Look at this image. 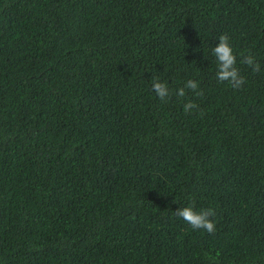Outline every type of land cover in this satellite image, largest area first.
I'll return each instance as SVG.
<instances>
[{"label": "trees", "instance_id": "trees-1", "mask_svg": "<svg viewBox=\"0 0 264 264\" xmlns=\"http://www.w3.org/2000/svg\"><path fill=\"white\" fill-rule=\"evenodd\" d=\"M0 264H264V0H0Z\"/></svg>", "mask_w": 264, "mask_h": 264}, {"label": "clouds", "instance_id": "clouds-1", "mask_svg": "<svg viewBox=\"0 0 264 264\" xmlns=\"http://www.w3.org/2000/svg\"><path fill=\"white\" fill-rule=\"evenodd\" d=\"M229 39L230 38L226 34H221L218 38V43L212 49L213 55L216 57L218 62L216 78L220 82H227L233 88H240L245 83V80L236 67L237 59L233 53ZM241 62L250 66L253 72L260 71L259 62H257L251 54H244ZM151 86L160 100H165V98L169 95L167 85L160 82L157 78H153ZM197 88L198 82L193 79H189L183 87H180L176 91V95L182 98L185 96V89L196 91ZM196 94L200 95L202 93L197 92ZM183 107L185 112H191L192 109H195L198 106L193 102L188 101L183 105ZM175 213L193 229H203L205 232L210 234L215 233L216 231L215 223L210 219V217L215 215L214 209L209 208L196 212L193 210L192 206L189 205L178 208Z\"/></svg>", "mask_w": 264, "mask_h": 264}]
</instances>
